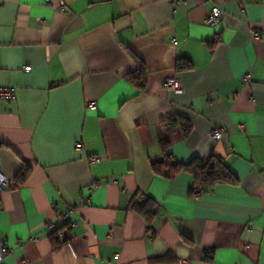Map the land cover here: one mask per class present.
Here are the masks:
<instances>
[{
  "label": "crops",
  "instance_id": "0c3cea01",
  "mask_svg": "<svg viewBox=\"0 0 264 264\" xmlns=\"http://www.w3.org/2000/svg\"><path fill=\"white\" fill-rule=\"evenodd\" d=\"M49 1L0 0V85L17 90L0 99V169L15 180L30 167L0 192L2 264H264V0ZM137 60L144 87L128 77ZM173 116L192 131L166 158ZM213 156L237 184L193 195L191 172L153 167Z\"/></svg>",
  "mask_w": 264,
  "mask_h": 264
},
{
  "label": "trees",
  "instance_id": "16d2710c",
  "mask_svg": "<svg viewBox=\"0 0 264 264\" xmlns=\"http://www.w3.org/2000/svg\"><path fill=\"white\" fill-rule=\"evenodd\" d=\"M138 68L135 73L130 74L128 77L131 81L140 80L143 87L146 84V67L145 65L137 60ZM182 62V61H181ZM180 68L189 67L186 61H183ZM166 128L162 132L161 136V145L164 151V155L166 158L171 156V145H172V136L181 131L184 136H188L192 131V125L190 121L182 116H173L168 118L165 121ZM153 167L156 172L164 173L165 169L167 173L166 175L169 177H173L178 174L180 171L187 170L191 172L194 176V186L191 190L193 195H199V193L194 191V188L199 187L201 192H208L213 190L217 185L221 183L228 184H237L238 177L233 172L231 167L224 162L221 158L217 156L211 157L208 161H202L199 158H194L188 163L175 162V163H167V162H157L153 164ZM165 167V169H164ZM30 172V167L24 166L19 173L17 174L15 180L17 185L23 184ZM133 207H137L140 212H142L148 221L155 216V209L145 207L143 204L139 202H133ZM51 238L55 244V247L59 246V243L62 241L56 236V232L51 234Z\"/></svg>",
  "mask_w": 264,
  "mask_h": 264
},
{
  "label": "built area",
  "instance_id": "2783aa9c",
  "mask_svg": "<svg viewBox=\"0 0 264 264\" xmlns=\"http://www.w3.org/2000/svg\"><path fill=\"white\" fill-rule=\"evenodd\" d=\"M49 4L52 5L51 0L49 1ZM60 9L62 10H66L67 6L65 4V2H61V6ZM224 15V10L220 7V6H215L214 8L211 9V11L209 12V15L206 18V24L209 26H217L222 22V18ZM253 35L260 39L262 38V33L260 31H253ZM27 70L31 69L30 66L26 67ZM251 77L250 74H248L246 76V81H250ZM164 85L166 88L170 89V90H180L181 89V80L179 77L177 76H172V77H168L165 79ZM17 98V90L15 87L12 86H1L0 85V99H4V100H15ZM89 106L90 107H95L96 106V101H91L89 102ZM224 134V130L223 129H215L212 133V137L215 139H220L222 138ZM1 146V143H0ZM82 144L78 143L77 144V148H81ZM0 159H1V151H0ZM91 161H99L100 157L99 156H92L90 158ZM17 186L16 180L11 179L9 176H7L5 173L2 172V170L0 169V192L7 190V189H11ZM194 191L201 194V190L199 187L194 188ZM61 221L65 222L67 225H69L71 223V218H70V212H64L63 214H61ZM52 233L56 232V236L59 239H64L65 238V233L63 231V229L61 227H58V224L56 223H51L49 225ZM7 243L8 240L6 237L2 236L0 233V264L3 263L4 259L6 258L7 254H8V249H7ZM18 264H31V262L23 259L20 260L18 262Z\"/></svg>",
  "mask_w": 264,
  "mask_h": 264
}]
</instances>
